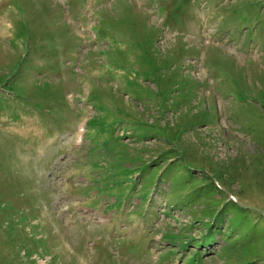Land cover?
I'll return each instance as SVG.
<instances>
[{
  "label": "rangeland",
  "instance_id": "1",
  "mask_svg": "<svg viewBox=\"0 0 264 264\" xmlns=\"http://www.w3.org/2000/svg\"><path fill=\"white\" fill-rule=\"evenodd\" d=\"M0 264H264V0H0Z\"/></svg>",
  "mask_w": 264,
  "mask_h": 264
},
{
  "label": "trees",
  "instance_id": "2",
  "mask_svg": "<svg viewBox=\"0 0 264 264\" xmlns=\"http://www.w3.org/2000/svg\"><path fill=\"white\" fill-rule=\"evenodd\" d=\"M209 240H212V241H214V238H213V236H212V235L209 237Z\"/></svg>",
  "mask_w": 264,
  "mask_h": 264
},
{
  "label": "bare ground",
  "instance_id": "3",
  "mask_svg": "<svg viewBox=\"0 0 264 264\" xmlns=\"http://www.w3.org/2000/svg\"><path fill=\"white\" fill-rule=\"evenodd\" d=\"M99 219H101V218H99Z\"/></svg>",
  "mask_w": 264,
  "mask_h": 264
}]
</instances>
